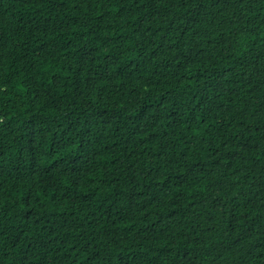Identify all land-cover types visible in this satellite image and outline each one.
<instances>
[{"label": "trees", "instance_id": "obj_1", "mask_svg": "<svg viewBox=\"0 0 264 264\" xmlns=\"http://www.w3.org/2000/svg\"><path fill=\"white\" fill-rule=\"evenodd\" d=\"M0 264H264V0H0Z\"/></svg>", "mask_w": 264, "mask_h": 264}]
</instances>
